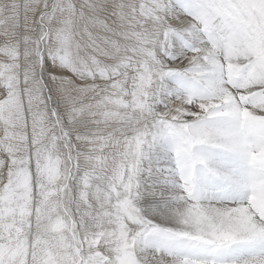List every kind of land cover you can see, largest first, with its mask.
<instances>
[{"label":"snow or ice","instance_id":"obj_1","mask_svg":"<svg viewBox=\"0 0 264 264\" xmlns=\"http://www.w3.org/2000/svg\"><path fill=\"white\" fill-rule=\"evenodd\" d=\"M0 264H264V0H0Z\"/></svg>","mask_w":264,"mask_h":264}]
</instances>
